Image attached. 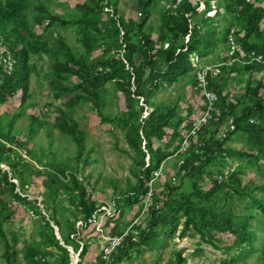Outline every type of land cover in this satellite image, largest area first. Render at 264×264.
<instances>
[{
	"label": "trees",
	"instance_id": "16d2710c",
	"mask_svg": "<svg viewBox=\"0 0 264 264\" xmlns=\"http://www.w3.org/2000/svg\"><path fill=\"white\" fill-rule=\"evenodd\" d=\"M66 1L73 10L61 14L53 0H0V242L6 264H50L47 256L57 257V264H72L69 248L79 253L76 264H83L89 253L91 243L83 238L82 229L95 225L106 206L93 199L101 176L93 184L91 174L81 177L82 163L88 166L97 159L96 150L87 148V131L75 118L80 104L90 105L102 124L123 129L135 163L133 182L128 179L125 189L113 183L115 212L106 213L105 226H114L105 249L112 247L113 240L122 238V242L108 258L103 249L96 264L131 263L133 252L141 256L148 249L162 247L163 237H175L180 226L181 238L192 233L216 249L237 251L221 264H248L254 253L259 264H264V181H242L245 167L264 170L257 164L264 161V63L244 64L243 60L223 66L219 75H207L206 89L199 81L206 67L229 59L232 28L238 31L237 42L247 61L252 53L264 58V0H215V6L211 0H181L179 4L178 0H133L136 16L122 13L120 0ZM156 12L160 24L153 26L150 21ZM58 25L82 26L80 47L69 45L57 31ZM50 30L54 31L49 39L44 33ZM45 58L50 64L45 74L49 90L55 100H68L63 106L50 104L46 112L30 115L28 110L38 107L31 100L32 75H40L38 62ZM5 59L12 62V70L6 68ZM246 76L245 88L234 92L232 84H240ZM178 83L181 87L175 98L159 95ZM206 92L218 97L211 119L182 151L195 118L209 109ZM112 105L118 106L116 113L109 108ZM52 107L56 116L48 124ZM24 118L28 127L18 129ZM42 129L48 151L42 142L36 143ZM53 129L75 144L72 158L59 155ZM237 134L246 139V148L229 146ZM233 159L245 161L231 168ZM169 164L176 168L170 178ZM158 173L169 178L161 187ZM204 176L213 185L209 191L200 187ZM30 187L42 199L48 219L42 216L43 246L28 245L20 257L5 231L16 217L5 198L27 204L41 215L39 201L28 200ZM63 191L69 197L62 198ZM237 199L251 201L246 213L236 212ZM65 202L74 210H66ZM136 206L132 221L125 222L127 211ZM140 218H145L141 224L133 223ZM11 234L18 244L16 232L11 230ZM226 238L232 245L220 246ZM167 264L188 262L178 251Z\"/></svg>",
	"mask_w": 264,
	"mask_h": 264
},
{
	"label": "rangeland",
	"instance_id": "374dc122",
	"mask_svg": "<svg viewBox=\"0 0 264 264\" xmlns=\"http://www.w3.org/2000/svg\"><path fill=\"white\" fill-rule=\"evenodd\" d=\"M215 0H211V5H213ZM53 3L56 4L60 10H62L61 14H66L67 12H71L73 9H70V2L68 3L66 0H53ZM119 9L122 13L128 16H136L138 13L137 5L133 2V0H120ZM150 24L153 26H157L160 24V19L158 13H154ZM38 30L37 27H35ZM54 30H50L45 32V37H51V32ZM56 31V28H55ZM57 31L61 33L69 45H79L78 38L82 31V26H57ZM216 29L211 28V32H215ZM92 35L95 33L91 31ZM56 37V34H53V38ZM80 47V45H79ZM49 58H45V60H39L38 62V71L40 75H36L35 73L32 75L31 81V93H32V101L38 104L37 108H31L28 110V114H38L39 112H46L50 104H54V106H63L64 102L68 100V97L65 99L55 100L51 91L49 90V80L46 78L45 74L50 71ZM258 78H262V74H258ZM247 76L243 77V82L238 85L232 84V89L234 92H239L246 86ZM181 87V83L168 86L162 91L160 96L163 98H168L167 94H170V97L175 98L178 93V89ZM190 83L184 88L185 90H189ZM107 97H111V92H105ZM264 95V94H263ZM190 98V94L187 95ZM112 105L111 109L113 112H117L118 106ZM123 106V103H122ZM184 109V108H183ZM185 109L183 115H185ZM56 116V112L54 111V107L50 108V113L48 115V124L54 123V118ZM75 118L81 123L82 128L87 131V148H94L96 152L93 156L97 159L96 163H90L88 166H84L83 163L81 165L82 169H85L84 173L81 174V177L92 175L90 177V183H95L99 180L101 176V181L97 185V189L93 193V199L97 200L99 204H105L106 208L102 210L105 211V214H101L98 217L95 225L91 226L87 229H82L83 238L87 239L91 243V247L89 253L87 254L83 264H96L95 260L97 256L105 249V246L108 242L109 234L113 228V224L110 226H105L106 223V213L113 214L114 205L112 200L114 198V184L116 183L121 189H125L128 179L131 182L134 181V176L131 173V170L134 168L135 163L133 156V151L129 150L128 143L125 139L124 132L122 128L115 129L113 125L110 124H102L100 118L96 115L94 111H92L91 106L88 104H80L76 109ZM28 127V118H24L20 123H18V129H26ZM53 136L55 138V143L59 145L60 150H58L59 155H62L66 158H72L75 153V144L72 140L64 135H62L57 129H53ZM43 143L45 146V150L48 151V138L45 136V129L39 131L36 135V143ZM229 146L235 149H244L247 147L246 139L242 135H235L232 140L228 143ZM63 151V152H62ZM126 151L130 152L132 155L125 153ZM245 160H237L233 159L231 168H235L238 164L243 163ZM173 162V161H171ZM74 163V161H73ZM256 163V162H253ZM75 164V163H74ZM258 166L262 164L264 169V161L260 160ZM4 169H8L6 166H3ZM257 167H245V173L242 175L243 184H247L250 179H254V182L260 183L264 181V170L263 173L256 170ZM176 168L169 164L168 166V177H173ZM226 170H228L226 168ZM256 173V174H255ZM167 175L162 174L161 179L159 180L160 187L167 180ZM168 178V179H169ZM30 182V179L28 180ZM86 182H89L87 180ZM20 186V185H19ZM200 187L203 191H209L213 187L212 183L209 181L207 176H204L200 181ZM29 189V188H28ZM89 193L91 194L92 189H89ZM187 190H190L187 187ZM18 192H21V187L18 188ZM253 194L260 196L259 191L253 190ZM28 200L34 202L36 200L39 201L37 206L40 208L41 215L35 214L27 204L22 202L15 201L7 196L5 198L6 201H10L13 208L16 210V217L13 222V225H6L5 231L9 236V240L12 243V249L15 250L19 254L20 257L24 255L25 248L28 245H42L44 241L42 233V226L44 225V221L42 220V216H45L48 219V214L44 210V206L40 204L42 199L38 196H35L32 192V188L30 187L28 192ZM61 197H69V193L63 191ZM149 202V201H148ZM251 202L249 199H243L235 202V210L238 214L246 213V207ZM66 210H74V207L70 205L68 202H65ZM107 210V211H106ZM137 206L134 210H128L126 217L124 219L125 222H131L132 216L136 214ZM145 217V216H144ZM145 218H140L138 220H134L133 223L141 224ZM142 221V222H141ZM141 222V223H140ZM94 227L96 229L94 230ZM182 226L179 227L178 233L175 237L169 238L164 236L165 245L160 248H155L153 251L150 249L144 251V253L140 256L137 255L136 252L132 254V262H126L125 264H167L169 259H172L173 254L182 251L183 257L187 259L188 264H221L223 260L232 258L237 251L230 250L227 251L225 247L222 249H216L212 245L201 242L198 235H193L189 233L184 238L179 237ZM11 230H14L18 237V244H14L12 241ZM56 235H59V229L55 227ZM220 237V236H219ZM232 245V240L226 238L224 243H221L220 246ZM43 246V245H42ZM45 248V246H44ZM46 250L49 252H55L58 254L57 250L53 247L46 246ZM71 252V256L73 258L72 264H76L79 260V253H75L72 248H69ZM4 246L3 243L0 242V264H6V261L3 256ZM257 254H251L247 261L248 264H259ZM46 260L50 264H57V257L55 256H47ZM242 264V262L240 263Z\"/></svg>",
	"mask_w": 264,
	"mask_h": 264
},
{
	"label": "built area",
	"instance_id": "2783aa9c",
	"mask_svg": "<svg viewBox=\"0 0 264 264\" xmlns=\"http://www.w3.org/2000/svg\"><path fill=\"white\" fill-rule=\"evenodd\" d=\"M249 1V0H248ZM181 2V0H178V4ZM165 3V2H164ZM166 5V4H165ZM213 6H215V2L213 4ZM176 7V6H175ZM205 8V5H202V9ZM237 30L236 28H232L231 32L228 36L229 39V48H228V55H229V59L222 61V62H218L215 65L212 66H208L204 69V71L200 74L199 76V81H200V86L204 89H206L207 86V75L210 72H213L215 75H219L221 73V68L223 66H232L235 62L238 61H243L244 60V64H250L251 61H258V62H262L264 63V58L262 56H257L255 53H252V58L251 60L249 59V61H247L246 58V53L243 52L241 50L240 45L237 42ZM240 54V55H239ZM4 62L6 63V68L8 70H12L13 68V64L9 59H5ZM206 96L210 102V106L209 109L207 111L201 112L199 113V115L195 118L194 124H193V128L190 132V134L187 136V139L185 140L183 146H182V151H186L191 142H190V138L192 137H196L198 135V133L203 129V127L208 123V121L211 119V113L210 111L212 110V106L213 103L218 99L217 95L214 93H209L206 92ZM161 174L158 173L157 176H160ZM122 242V238L121 239H116L113 240V244L112 247L106 248L105 249V258L109 257L111 252L113 251L115 246L120 245V243ZM95 262H97V260H95Z\"/></svg>",
	"mask_w": 264,
	"mask_h": 264
},
{
	"label": "water",
	"instance_id": "95a60500",
	"mask_svg": "<svg viewBox=\"0 0 264 264\" xmlns=\"http://www.w3.org/2000/svg\"><path fill=\"white\" fill-rule=\"evenodd\" d=\"M58 236V238L61 240V237H59V235H57Z\"/></svg>",
	"mask_w": 264,
	"mask_h": 264
}]
</instances>
